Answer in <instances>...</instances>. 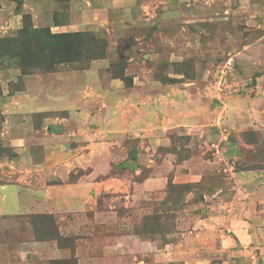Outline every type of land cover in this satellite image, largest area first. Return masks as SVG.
<instances>
[{
    "label": "rangeland",
    "instance_id": "1",
    "mask_svg": "<svg viewBox=\"0 0 264 264\" xmlns=\"http://www.w3.org/2000/svg\"><path fill=\"white\" fill-rule=\"evenodd\" d=\"M44 2L0 0V130L9 95L24 93L25 86H67L71 103L92 100L99 142L111 144L117 160L142 168L127 174L131 181L147 175V163L162 164L169 178L188 175L192 181L169 180L161 194L135 203L111 202L103 194L98 207L112 205L113 214H103L98 223L74 216L0 218V264H87L128 233L163 247L205 215V194L224 187L222 197L229 199L235 175L263 172L264 0H231L218 14L204 16L184 4H159L138 16L152 14L149 21L113 19L61 32L32 26L27 10L41 9ZM52 17L59 25L58 16ZM97 60H104L105 69L91 70ZM87 86L94 87L85 91ZM82 94L92 99L81 100ZM150 100L158 101L161 119L145 128L142 104ZM105 114L118 117L113 124L120 126L119 136L105 137L110 122L99 128ZM41 117L35 115V122ZM2 154L10 157V150ZM124 174L115 166L110 175ZM9 179L0 172L1 184ZM111 255L115 264L132 257Z\"/></svg>",
    "mask_w": 264,
    "mask_h": 264
},
{
    "label": "crops",
    "instance_id": "2",
    "mask_svg": "<svg viewBox=\"0 0 264 264\" xmlns=\"http://www.w3.org/2000/svg\"><path fill=\"white\" fill-rule=\"evenodd\" d=\"M45 1L41 9L33 7L27 10L31 24L34 28L52 27L58 32L101 27L113 19L131 23L149 21L152 14L142 20L138 16L144 11H154L159 4H184L204 16L218 14L231 2ZM54 14L58 16L59 25L54 24ZM105 66L104 60H97L92 61L90 67L92 70L97 67L105 69ZM92 87L87 86L85 91H92ZM25 89L22 94L9 95L6 105H3L7 114L0 130V172L10 179L9 183H0V218L47 215L62 219L74 216L89 223H98L105 217L103 214H113L112 205L99 209V197L103 194H110L111 202L129 199L135 203L161 194L169 180L178 185L192 181L188 175L179 177L174 174L169 178L166 173L170 170H165L159 163H147V175L138 182L131 181L127 174H139L142 168L131 167L129 159L125 162L122 158L117 160L112 145L99 142L93 127L100 120L94 116L96 111L90 110L88 102L92 100L83 105H79L76 99L71 103L67 86H25ZM80 98L92 99L83 94ZM142 105L145 115L142 126H154L162 113L158 101L150 100ZM63 112V116L52 115ZM124 113L123 110V118ZM35 115H42L38 122L34 120ZM115 119L118 117L110 119L106 114L101 119L99 128H103V123H112L111 133L106 132L105 137L121 134L120 126L113 124ZM179 125L187 126L186 123L185 126ZM5 148L10 150V157L3 156L2 149ZM144 157L142 155L139 159L142 161ZM149 160L152 161L150 157ZM115 166L124 168L125 174L111 176ZM72 176L75 177L73 180ZM235 177L227 191L229 199L222 197L224 187L205 194L208 202L205 215L200 216L192 229L180 232L177 242L169 240L163 247H157L155 242L138 240L128 233L104 245L102 255L87 259V264H115V260L110 259L111 253L118 254V259H121L119 256L131 255L123 257L125 264L130 260V264H264V170L258 175L239 173ZM79 240L83 239H77L76 243Z\"/></svg>",
    "mask_w": 264,
    "mask_h": 264
},
{
    "label": "trees",
    "instance_id": "3",
    "mask_svg": "<svg viewBox=\"0 0 264 264\" xmlns=\"http://www.w3.org/2000/svg\"><path fill=\"white\" fill-rule=\"evenodd\" d=\"M61 36H65V35H61ZM53 37H60V36H53ZM135 234L139 236L144 235L142 232H135Z\"/></svg>",
    "mask_w": 264,
    "mask_h": 264
},
{
    "label": "built area",
    "instance_id": "4",
    "mask_svg": "<svg viewBox=\"0 0 264 264\" xmlns=\"http://www.w3.org/2000/svg\"><path fill=\"white\" fill-rule=\"evenodd\" d=\"M227 63H228V65H230V62L229 61Z\"/></svg>",
    "mask_w": 264,
    "mask_h": 264
}]
</instances>
